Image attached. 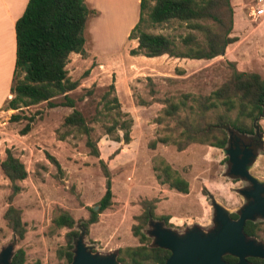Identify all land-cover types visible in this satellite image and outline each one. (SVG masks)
Here are the masks:
<instances>
[{"label": "rangeland", "instance_id": "374dc122", "mask_svg": "<svg viewBox=\"0 0 264 264\" xmlns=\"http://www.w3.org/2000/svg\"><path fill=\"white\" fill-rule=\"evenodd\" d=\"M260 1L231 0L232 37L237 41L227 47L224 56L190 60L167 55L131 56L130 51L138 45L136 40L129 39V22L125 20L131 16L134 0L129 5L125 0H100L102 17L91 14L84 31L85 55L72 54L66 67L68 77L79 82V87L69 96L92 128L100 158L90 155L86 136L59 139L72 108H50L43 102L16 111L7 110L12 95L0 110V162L6 159L7 150H11L25 164L28 178L19 183L22 191L10 202L11 183L0 165V254L14 245V253L25 250V264H67L59 258L58 251L67 245L70 229L56 228L53 219L62 211L68 212L77 222L75 229L80 231V222L90 218L92 209L99 207L96 212H100L106 193L100 160L105 161L111 172L113 200L85 236V243L94 252L118 253L119 249L140 245L132 229L139 223L137 217L143 213L144 200L156 199L157 217L169 216V223L162 222L178 233H185L193 226L206 232L214 228L211 195L231 213L237 212L243 204L239 194L242 184L228 175L229 162L223 149L195 143L180 152L172 143H159L155 149L151 144L162 136L179 139L181 130H177L175 118H167L161 125L157 122L164 116V102L180 103L189 95L187 104L192 106L193 96H209L231 75L228 62L236 63L239 71L258 73L264 78V17L254 15ZM144 30L171 37L189 33L186 25L178 22L147 26ZM150 79L155 94L151 93ZM115 97L124 114L121 122H132L129 144L114 141L106 132L117 110L109 112L105 105ZM62 101L64 96L55 100ZM185 109L179 111L182 118L190 117V111ZM13 114L34 118L29 133H22L28 121L12 122ZM216 118L217 113L211 114L207 121L213 123ZM259 125L264 140V119ZM117 134L123 139L125 130L119 126ZM49 155L58 160L61 170L50 161ZM162 158L189 182V194L160 184L157 167ZM252 174L264 180V147L259 150ZM10 205L23 212L27 225L24 240L16 237L4 218ZM258 224L256 238L264 243V221L258 220ZM151 229L149 224L143 226L147 235ZM151 240L154 243L152 237Z\"/></svg>", "mask_w": 264, "mask_h": 264}, {"label": "trees", "instance_id": "16d2710c", "mask_svg": "<svg viewBox=\"0 0 264 264\" xmlns=\"http://www.w3.org/2000/svg\"><path fill=\"white\" fill-rule=\"evenodd\" d=\"M95 11L89 9L85 0H29L23 16L16 23V63L14 80L11 87L13 98L7 104V110H19L47 102L50 108L70 107L73 112L63 123L64 132L59 139L65 141L70 136H86V146L91 156L100 158L98 142L94 140L83 113L75 109L76 101L69 93L79 87V82L68 77L67 65L72 54L85 55L86 39L84 31L88 18ZM178 22L185 24L189 33L179 37L153 34L144 30L147 26H156ZM234 29V9L231 0H141L140 20L129 35L137 40L138 47L130 51L131 56L158 58L169 56L175 59L213 60L226 52L227 47L237 41L232 37ZM232 72L224 84L209 96H193L194 105L188 106L186 95L180 103L164 102V116L158 119L163 124L167 118L178 121L177 130H181L179 139L162 136L153 141L151 148L159 143H172L178 151L186 150L191 144L209 145L226 149L230 131L237 134L253 135L256 128L262 133L259 121L264 119V78L254 72H242L236 63L228 62ZM151 93L155 94L150 79ZM114 90V86H111ZM64 96V101L55 102ZM143 104H147L143 102ZM106 109L116 111L113 123L106 126L107 135L114 141L129 144L132 122H121V103L117 97L108 101ZM188 108L190 117L182 118L179 111ZM187 110V109H185ZM217 113L216 122L207 121L211 114ZM27 120L22 131L26 135L31 130L33 117L13 114L12 122ZM128 121V120H127ZM125 130L123 139L117 134L118 127ZM50 161L61 170L58 160L49 155ZM2 171L11 183L10 202L21 193L20 182L28 178L25 164L11 150H7L6 159L0 162ZM100 166L106 178V193L100 203V212L91 210V216L79 224L80 231L90 232V226L99 222V214L110 208L113 200L111 172L104 160ZM157 178L162 185H169L181 194H189L190 184L165 159L157 167ZM156 199L142 202L143 213L137 217L138 224L133 226V235L140 245L118 250L122 264H165L171 252L155 246L151 237L143 232V226L153 219L169 223V216L157 217ZM22 210L10 205L4 218L9 228L19 240H24L27 225L22 218ZM56 228H68L67 245L58 251L60 259L71 264L74 259L75 242L81 235L76 228L77 222L71 214L62 211L53 219ZM259 224L247 222L245 232L248 237H257ZM225 259L232 264L236 259L227 255ZM252 264H264L260 258H250ZM26 252L17 250L12 264H25Z\"/></svg>", "mask_w": 264, "mask_h": 264}, {"label": "water", "instance_id": "95a60500", "mask_svg": "<svg viewBox=\"0 0 264 264\" xmlns=\"http://www.w3.org/2000/svg\"><path fill=\"white\" fill-rule=\"evenodd\" d=\"M226 52L221 55L224 56ZM259 129L256 128V134ZM230 131V139L239 136ZM231 163L230 175L245 179L253 187L244 191V195L252 201L241 210L240 218L233 220L231 212L218 203L211 195V205L214 210V228L206 232L198 226L190 227L185 233H178L168 228L162 221L152 220L148 236L154 239L157 247L171 252L165 264H228L226 255L238 258V264H251L249 258L264 260V243L257 238H248L245 232L247 221H264V180H260L251 171L254 159L258 158L252 150H246L240 157V149H223ZM99 207L94 210L98 211ZM85 232L75 242L74 259L71 264H122L117 253L101 254L93 251V247L85 243ZM14 245L3 249L0 254V264H12Z\"/></svg>", "mask_w": 264, "mask_h": 264}, {"label": "crops", "instance_id": "0c3cea01", "mask_svg": "<svg viewBox=\"0 0 264 264\" xmlns=\"http://www.w3.org/2000/svg\"><path fill=\"white\" fill-rule=\"evenodd\" d=\"M95 16L102 17L100 0H85ZM129 5L131 0H125ZM140 2L134 0L131 16L126 18L128 23L127 35L140 20ZM29 0H0V110L11 99V87L14 80L16 63V23L23 16ZM108 7V6H106ZM138 45V41H135Z\"/></svg>", "mask_w": 264, "mask_h": 264}, {"label": "flooded vegetation", "instance_id": "af4514ba", "mask_svg": "<svg viewBox=\"0 0 264 264\" xmlns=\"http://www.w3.org/2000/svg\"><path fill=\"white\" fill-rule=\"evenodd\" d=\"M239 136V140H237L235 137L231 140L229 138V144L227 146L228 149H232V150H237V149H240V157L242 158L244 155H245V151L246 150H252V152L254 153V155H256L257 157L259 156V150L262 149L264 147V140H263V135L259 132L258 134H253V135H240V134H236ZM226 148V149H227ZM227 158H228V162H229V176L232 177L235 182H238V183H241V187L239 188V194L241 195L242 197V200H243V204L241 206V208L239 210H237V212H233L231 213V218L233 220H238L240 218V213H241V210L244 209V206L248 205L252 199H249L248 197H246L244 195V191H246L248 193V191L250 189H252L253 185L251 182L245 180V179H241V178H238V177H234V176H231L230 175V170H231V163H230V160H229V156L226 155ZM258 159V158H257ZM256 158L254 159V161L256 162L257 160ZM254 162V163H255ZM251 174H252V171H251ZM259 220V219H258ZM258 220H255V221H250V222H254V223H258ZM249 222V221H247ZM246 222V223H247ZM248 238H256V237H248ZM227 256V255H226ZM225 256V257H226ZM231 256V255H230ZM233 258L236 259V262H234L233 264H238V258L234 257V256H231ZM226 260V259H225ZM227 261V260H226ZM249 261H250V258H249ZM228 264H232L231 262L227 261ZM251 263V262H250ZM252 264V263H251Z\"/></svg>", "mask_w": 264, "mask_h": 264}, {"label": "built area", "instance_id": "2783aa9c", "mask_svg": "<svg viewBox=\"0 0 264 264\" xmlns=\"http://www.w3.org/2000/svg\"><path fill=\"white\" fill-rule=\"evenodd\" d=\"M262 2L263 1L261 0L260 1V6L257 7L255 9V12H254L255 17H257V18L264 17V7H263L264 4H262Z\"/></svg>", "mask_w": 264, "mask_h": 264}]
</instances>
